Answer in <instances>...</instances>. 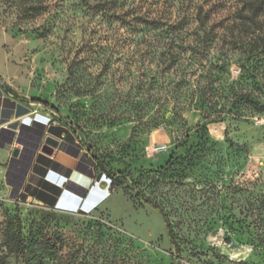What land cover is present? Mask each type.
<instances>
[{
	"label": "rangeland",
	"instance_id": "1",
	"mask_svg": "<svg viewBox=\"0 0 264 264\" xmlns=\"http://www.w3.org/2000/svg\"><path fill=\"white\" fill-rule=\"evenodd\" d=\"M244 1L0 0V264H264V116L202 118V88L239 75ZM40 155L69 171L62 191L104 201L38 200Z\"/></svg>",
	"mask_w": 264,
	"mask_h": 264
},
{
	"label": "trees",
	"instance_id": "2",
	"mask_svg": "<svg viewBox=\"0 0 264 264\" xmlns=\"http://www.w3.org/2000/svg\"><path fill=\"white\" fill-rule=\"evenodd\" d=\"M264 17V0L244 1L243 5L232 19L234 29L238 33L233 34L231 40V52L237 54L240 60L237 64L239 75L236 80H232L226 86L214 84L211 81L203 87V93L208 97L204 98L203 105L207 104V111L203 110L202 118L208 123H221L227 120L237 122H249L255 115L264 116V80L261 78L262 65H264V32L262 31L261 18ZM232 28V29H233ZM248 87V88H245ZM209 92V93H208ZM9 100L0 103L1 122L6 121L11 116V111L6 112ZM203 107V106H201ZM23 111H19L21 115ZM48 131L55 137H61L65 129L60 126H50ZM84 166L90 168L94 173V187L98 183L104 182L109 188L112 186L115 177L107 172L97 158H92L88 154L82 156ZM38 162L44 165L40 172L44 175L40 187L33 192V195L46 205L62 211L73 210L75 206H83L86 209H93L95 205L104 201L106 192H101L100 196H91L87 194L84 199L72 198L69 193L64 192L61 188L65 185V179L69 171L60 174L57 171L61 167L57 163H50V160L42 155L39 156ZM50 167L45 171V167ZM43 167V166H42ZM97 190V188H95ZM89 202L87 204V200ZM72 204H71V203ZM146 203L151 204L148 200ZM155 209L162 210L159 206L153 205ZM165 220L168 236L171 244L178 249L171 225Z\"/></svg>",
	"mask_w": 264,
	"mask_h": 264
},
{
	"label": "water",
	"instance_id": "3",
	"mask_svg": "<svg viewBox=\"0 0 264 264\" xmlns=\"http://www.w3.org/2000/svg\"><path fill=\"white\" fill-rule=\"evenodd\" d=\"M59 146V141L53 137H46L45 144L41 147V153L46 156H52L55 149ZM17 150L13 152V157L17 155Z\"/></svg>",
	"mask_w": 264,
	"mask_h": 264
},
{
	"label": "built area",
	"instance_id": "4",
	"mask_svg": "<svg viewBox=\"0 0 264 264\" xmlns=\"http://www.w3.org/2000/svg\"><path fill=\"white\" fill-rule=\"evenodd\" d=\"M163 150H164V147L156 149L157 152H160V151H163Z\"/></svg>",
	"mask_w": 264,
	"mask_h": 264
},
{
	"label": "crops",
	"instance_id": "5",
	"mask_svg": "<svg viewBox=\"0 0 264 264\" xmlns=\"http://www.w3.org/2000/svg\"><path fill=\"white\" fill-rule=\"evenodd\" d=\"M34 122V120L32 121V123ZM35 123V122H34ZM37 123H39V124H41V125H44L43 123H40V122H37ZM25 126H28V125H25Z\"/></svg>",
	"mask_w": 264,
	"mask_h": 264
},
{
	"label": "bare ground",
	"instance_id": "6",
	"mask_svg": "<svg viewBox=\"0 0 264 264\" xmlns=\"http://www.w3.org/2000/svg\"><path fill=\"white\" fill-rule=\"evenodd\" d=\"M90 180V179H89ZM85 186V185H84Z\"/></svg>",
	"mask_w": 264,
	"mask_h": 264
}]
</instances>
